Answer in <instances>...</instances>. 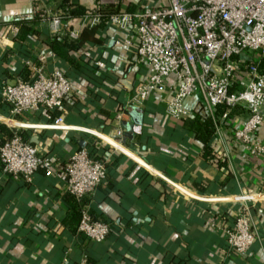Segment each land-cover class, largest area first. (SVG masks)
<instances>
[{"label":"crops","instance_id":"0c3cea01","mask_svg":"<svg viewBox=\"0 0 264 264\" xmlns=\"http://www.w3.org/2000/svg\"><path fill=\"white\" fill-rule=\"evenodd\" d=\"M62 1L0 0V88L30 78L29 59L45 72L67 70L48 43L50 18L61 11ZM164 1L72 0L87 12L105 5L145 10ZM35 7L47 16L39 23V35L30 40L26 59L17 52L11 27L16 20L37 16ZM64 22L84 42L72 55L80 68L67 76L73 93L61 104L59 118L66 127H49L48 117L39 119L35 112L8 122L10 108L0 95V143L23 129L36 136L32 144L60 162L77 149L94 148L106 160L107 176L79 203L53 177L37 172L27 182L4 174L0 165V264H264V159L249 156L231 138L232 128L247 113H234L216 130L211 143L216 159L207 161L193 132L182 120L167 117L166 85L144 102L129 104L148 66L124 34L111 26L96 29L84 15ZM199 103L204 113L200 94L189 102L198 110ZM132 109L137 112L131 114ZM258 137L264 138V125ZM194 182L205 184V192H198ZM243 193H259L251 210L256 239L249 250L236 253L227 250L222 229L238 208L233 197ZM82 205L109 224L102 242L77 231Z\"/></svg>","mask_w":264,"mask_h":264},{"label":"built area","instance_id":"2783aa9c","mask_svg":"<svg viewBox=\"0 0 264 264\" xmlns=\"http://www.w3.org/2000/svg\"><path fill=\"white\" fill-rule=\"evenodd\" d=\"M33 15L47 16L36 7ZM100 16L98 6L84 14L91 26ZM66 18L61 11L51 15L52 35L63 32ZM109 23L124 34L138 60L148 66V75L136 85L129 104L144 102L166 85L165 113L170 119L182 120L192 114L189 102L200 94L208 115L214 117L216 107H225L216 130L232 109L240 108L247 118L232 128L231 138L249 156L264 159V138L258 137L264 125V71L255 56L258 53L264 58V0H165L150 9L118 11L109 16ZM11 33L17 35L16 27H11ZM68 36L76 39L78 34L70 30ZM25 64L32 72L28 80L19 79L14 85L3 83L0 88L1 98L10 108L8 122L39 110L59 108L73 93V82L62 69L45 72L35 59ZM48 126L66 127L61 118ZM117 135H121V129H117ZM0 165L4 174L27 182L37 172L53 177L79 203L107 176L106 160L92 157L86 149L75 150L66 162L56 161L24 140L17 130L0 144ZM258 194L233 197L238 208L233 221L222 229L227 250L244 253L254 243L251 210ZM77 231L100 243L108 236L110 226L82 205Z\"/></svg>","mask_w":264,"mask_h":264},{"label":"trees","instance_id":"16d2710c","mask_svg":"<svg viewBox=\"0 0 264 264\" xmlns=\"http://www.w3.org/2000/svg\"><path fill=\"white\" fill-rule=\"evenodd\" d=\"M59 7L61 9V12L67 16L66 20L83 16L87 12L86 8L78 3L72 2V0H63ZM98 10L101 16L99 22L94 27L100 30L107 29L108 27H110L109 16L118 12L119 9L113 5H105L98 6ZM43 19L44 18H41L39 16H34L31 19H20L12 23L13 26L17 29V35L14 38L16 45L18 46L17 48L19 49V51L17 52H20L26 59L30 58L31 56L30 40L34 36L39 35V23ZM70 30L71 28L67 26L64 29L63 33L53 35L48 42L51 51L68 67L67 70H64L66 76H68V72L70 70H79L80 62L77 59H74L72 55L79 53V51L82 50V46L84 43L82 36H78L76 39L69 38L68 34ZM259 68L264 71V58L262 57H259ZM25 69L26 68H23L22 72H27V70ZM80 73H82V71H80ZM28 79L27 77H25L24 80ZM61 106L56 109L36 111L34 113V116L39 119H43V116L48 117V119L46 120L47 123H54L62 113ZM198 107L199 110L198 108H191L192 114L189 117L182 119L183 126L191 130L194 134L195 139L202 145L203 158L207 161H213L216 159V157L211 143L216 134V124L219 120L220 115L225 110V107L223 105L216 107L214 110V117L208 115L206 112L202 113V111H200L202 110L200 103ZM239 111L243 110L240 108H234L231 110L229 115L231 116L234 113H238ZM135 112H137L136 109L131 110V114ZM14 131L15 130L10 132L1 143H3L9 136H11ZM17 132L23 137L24 140L30 141L31 136L28 131L19 129L17 130ZM84 149H86L92 157L96 159H104L103 156L97 155L95 152H93L94 148L90 149L85 147ZM193 186L200 193L205 192L206 190V185L201 182H194Z\"/></svg>","mask_w":264,"mask_h":264},{"label":"water","instance_id":"95a60500","mask_svg":"<svg viewBox=\"0 0 264 264\" xmlns=\"http://www.w3.org/2000/svg\"><path fill=\"white\" fill-rule=\"evenodd\" d=\"M35 137H36V136H33V137L31 138V143L35 140Z\"/></svg>","mask_w":264,"mask_h":264},{"label":"rangeland","instance_id":"374dc122","mask_svg":"<svg viewBox=\"0 0 264 264\" xmlns=\"http://www.w3.org/2000/svg\"><path fill=\"white\" fill-rule=\"evenodd\" d=\"M255 56H256V58H259V54L257 53V54H255Z\"/></svg>","mask_w":264,"mask_h":264}]
</instances>
